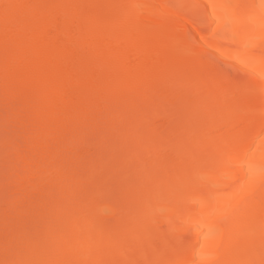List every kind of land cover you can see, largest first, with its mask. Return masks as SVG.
I'll list each match as a JSON object with an SVG mask.
<instances>
[{
  "label": "bare ground",
  "instance_id": "1",
  "mask_svg": "<svg viewBox=\"0 0 264 264\" xmlns=\"http://www.w3.org/2000/svg\"><path fill=\"white\" fill-rule=\"evenodd\" d=\"M0 264H264V0H0Z\"/></svg>",
  "mask_w": 264,
  "mask_h": 264
}]
</instances>
